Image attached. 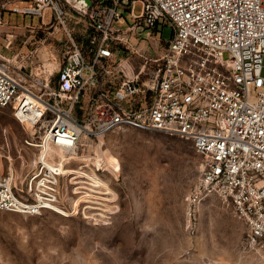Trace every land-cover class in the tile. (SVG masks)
<instances>
[{
	"label": "built area",
	"instance_id": "built-area-1",
	"mask_svg": "<svg viewBox=\"0 0 264 264\" xmlns=\"http://www.w3.org/2000/svg\"><path fill=\"white\" fill-rule=\"evenodd\" d=\"M48 8L70 43L59 70L40 64L25 72V64L0 59V106L41 132L35 142L25 139L38 155L24 186L0 174V209L66 214L60 189L66 159L55 150L69 153L83 135L117 127L158 130L190 141L203 157L189 202L216 195L230 204L247 226L245 244L264 253V0H91L87 7L32 0L23 12L43 17ZM121 8L149 37L164 26L173 30L145 81L118 74ZM69 13L87 21L79 37Z\"/></svg>",
	"mask_w": 264,
	"mask_h": 264
},
{
	"label": "rangeland",
	"instance_id": "rangeland-1",
	"mask_svg": "<svg viewBox=\"0 0 264 264\" xmlns=\"http://www.w3.org/2000/svg\"><path fill=\"white\" fill-rule=\"evenodd\" d=\"M31 1L0 0V59L25 64V72L40 64L57 72L70 44L66 30L50 8L43 17L23 12ZM141 6L134 5L136 15ZM120 10L118 74L145 81L173 30L164 26L149 37L129 10ZM68 15L79 37L87 21ZM40 134L0 106V174L19 188L38 155L25 139L35 142ZM54 153L66 159L60 183L66 214L0 209V264H264V253L245 244L247 226L230 204L216 195L189 202L203 165L190 141L128 126L83 135L73 151Z\"/></svg>",
	"mask_w": 264,
	"mask_h": 264
},
{
	"label": "water",
	"instance_id": "water-1",
	"mask_svg": "<svg viewBox=\"0 0 264 264\" xmlns=\"http://www.w3.org/2000/svg\"><path fill=\"white\" fill-rule=\"evenodd\" d=\"M77 2H79L82 6H90L91 4V0H76ZM33 85V83H31Z\"/></svg>",
	"mask_w": 264,
	"mask_h": 264
},
{
	"label": "bare ground",
	"instance_id": "bare-ground-1",
	"mask_svg": "<svg viewBox=\"0 0 264 264\" xmlns=\"http://www.w3.org/2000/svg\"><path fill=\"white\" fill-rule=\"evenodd\" d=\"M47 68H49L48 66H47ZM53 70V69H52ZM63 152V151H62ZM0 169H1V166H0ZM1 172V171H0Z\"/></svg>",
	"mask_w": 264,
	"mask_h": 264
},
{
	"label": "crops",
	"instance_id": "crops-1",
	"mask_svg": "<svg viewBox=\"0 0 264 264\" xmlns=\"http://www.w3.org/2000/svg\"><path fill=\"white\" fill-rule=\"evenodd\" d=\"M55 66H56V65H55ZM54 68H55V67H54ZM54 68H53V69H54Z\"/></svg>",
	"mask_w": 264,
	"mask_h": 264
}]
</instances>
